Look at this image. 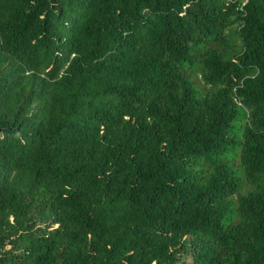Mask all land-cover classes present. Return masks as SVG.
I'll use <instances>...</instances> for the list:
<instances>
[{
    "label": "trees",
    "instance_id": "1",
    "mask_svg": "<svg viewBox=\"0 0 264 264\" xmlns=\"http://www.w3.org/2000/svg\"><path fill=\"white\" fill-rule=\"evenodd\" d=\"M0 264H264V0H0Z\"/></svg>",
    "mask_w": 264,
    "mask_h": 264
},
{
    "label": "rangeland",
    "instance_id": "2",
    "mask_svg": "<svg viewBox=\"0 0 264 264\" xmlns=\"http://www.w3.org/2000/svg\"><path fill=\"white\" fill-rule=\"evenodd\" d=\"M234 165L237 169H241L240 163L238 159L234 160ZM241 183H242V189L241 192L244 193L246 191H248L249 189H251V187L245 182L244 178L241 179Z\"/></svg>",
    "mask_w": 264,
    "mask_h": 264
}]
</instances>
